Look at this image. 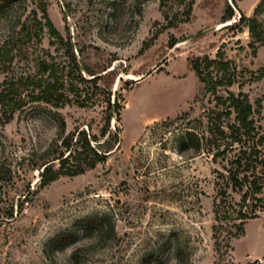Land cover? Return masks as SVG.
<instances>
[{"label": "rangeland", "instance_id": "1", "mask_svg": "<svg viewBox=\"0 0 264 264\" xmlns=\"http://www.w3.org/2000/svg\"><path fill=\"white\" fill-rule=\"evenodd\" d=\"M45 1L55 27L77 45L78 61L109 65L112 72L98 83L104 94L85 107L60 110L66 133L84 129L98 138L96 146L109 134L101 132L111 114L113 148L85 173L39 188V154L58 137L57 124L37 103L0 123V264H74L77 249L79 264H176V239L186 250L185 264H264V213L245 221L239 237L230 238L226 224L214 230L218 172L225 173L227 163L213 157L206 138L221 108L192 70V62L206 55L230 61L236 75L229 89L246 93L254 108L260 102L254 119L264 134V77L257 79L264 46L254 51L247 28L239 25L260 0H196L188 21L178 0L166 8L148 0L140 14L134 0ZM34 6L24 0L0 9V42ZM175 13L176 25L167 27ZM260 19L264 24V13ZM52 41L46 34L39 49L63 60ZM24 63L18 56L15 69ZM225 89L219 93L226 95ZM109 94L112 102L118 97L119 113L109 110ZM232 118L221 121L227 126ZM188 130L203 138L201 151L182 148ZM229 194L232 203L240 202L238 192ZM12 206L13 218H7ZM63 233L71 239L53 246ZM158 254L159 261L148 263Z\"/></svg>", "mask_w": 264, "mask_h": 264}, {"label": "trees", "instance_id": "2", "mask_svg": "<svg viewBox=\"0 0 264 264\" xmlns=\"http://www.w3.org/2000/svg\"><path fill=\"white\" fill-rule=\"evenodd\" d=\"M22 1L24 0H0V9L20 4ZM31 1L35 6L29 10L27 19L19 21L18 27L12 28L7 38L0 42V75H3L0 83V123L11 122L15 114L29 103H37L46 109L55 121L58 137L39 154L44 160L39 188H44L62 176H78L106 160L105 153L113 148L109 140L111 114L101 132L103 137L109 133L108 136L103 142L93 146L92 141H98V138L87 134L84 129L66 133L67 123L60 110L67 105L85 107L95 97L104 94L98 83L109 77L112 72L108 71L109 65L100 66L87 62L81 64L74 50L77 45L72 42L70 33L65 37L55 27L48 14L47 2ZM146 1L148 0H134L139 14L142 3ZM159 1L161 8L170 7L172 2H176ZM178 1L183 5V19L190 20L196 0ZM164 13L165 18L169 19L168 13ZM263 13L264 0H260L253 15L242 14L239 21V25L243 24L247 28L249 45L254 51L264 46V24L260 19ZM233 15L234 11L229 7L227 19H231ZM178 18L179 14L175 13L167 27L175 26ZM46 34L53 40L52 43L58 46V51L63 50L60 55L64 57L63 60H58L48 49H39L38 46L42 45ZM78 51L83 53V48H78ZM18 56L25 61L20 71L14 67ZM192 70L203 82L204 87L214 95L216 107L221 108L214 112L209 128L210 136L206 138L213 157L226 160L227 163L225 173L218 172L222 184L218 187V200L214 203L215 220L219 222L214 225V230L226 224L230 238L239 237L243 234L245 221L256 217L258 212L264 213V199L261 196L264 189V134L259 131L254 119V115L260 112L261 104L258 102V108H254L246 93L240 91L236 94L229 89L235 82L236 70L221 54L214 59L207 55L195 59L192 62ZM259 72L257 79L264 77V68ZM88 86H92V89H88ZM220 87L226 88V95L219 93ZM107 104L111 112L119 113L121 104L118 97L112 102L109 94ZM223 117H233L232 123L225 126L221 121ZM202 141L203 138L188 130L182 148L201 151ZM104 147L106 151L102 150ZM9 179L12 178L9 176ZM229 189L241 195L239 203H232ZM13 215L12 206L7 218H13ZM71 233H63L54 238L53 246L69 241ZM166 249L167 246L160 253L163 254ZM173 249L176 264H185L186 250L183 244L176 239ZM80 251L77 249L72 255L74 264H79ZM161 254L150 256L148 263L159 261Z\"/></svg>", "mask_w": 264, "mask_h": 264}, {"label": "bare ground", "instance_id": "3", "mask_svg": "<svg viewBox=\"0 0 264 264\" xmlns=\"http://www.w3.org/2000/svg\"><path fill=\"white\" fill-rule=\"evenodd\" d=\"M141 76H134V75H130L129 78L134 79V80H138L140 79Z\"/></svg>", "mask_w": 264, "mask_h": 264}, {"label": "water", "instance_id": "4", "mask_svg": "<svg viewBox=\"0 0 264 264\" xmlns=\"http://www.w3.org/2000/svg\"><path fill=\"white\" fill-rule=\"evenodd\" d=\"M140 79H141V77H140Z\"/></svg>", "mask_w": 264, "mask_h": 264}]
</instances>
